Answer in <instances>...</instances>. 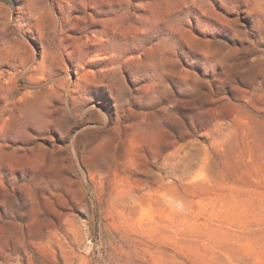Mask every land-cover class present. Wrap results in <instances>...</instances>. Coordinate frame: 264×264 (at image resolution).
<instances>
[{"label": "rangeland", "instance_id": "374dc122", "mask_svg": "<svg viewBox=\"0 0 264 264\" xmlns=\"http://www.w3.org/2000/svg\"><path fill=\"white\" fill-rule=\"evenodd\" d=\"M0 264H264V0H0Z\"/></svg>", "mask_w": 264, "mask_h": 264}]
</instances>
